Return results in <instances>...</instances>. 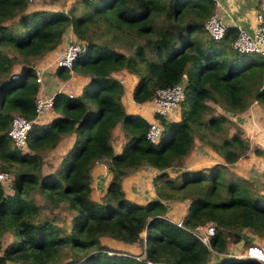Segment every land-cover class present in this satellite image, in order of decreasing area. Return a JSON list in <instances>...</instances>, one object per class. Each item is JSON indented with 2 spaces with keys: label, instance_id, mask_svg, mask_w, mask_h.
I'll return each mask as SVG.
<instances>
[{
  "label": "trees",
  "instance_id": "obj_1",
  "mask_svg": "<svg viewBox=\"0 0 264 264\" xmlns=\"http://www.w3.org/2000/svg\"><path fill=\"white\" fill-rule=\"evenodd\" d=\"M74 3V4H73ZM67 10L27 11V0H0V170L12 174L10 188L0 185V237L11 240L1 249L0 264H262L245 258L218 256L238 243L243 230L264 239V194L241 177L226 176L246 151L238 129L228 134L230 121L215 114L242 112L251 102L264 109V58L230 47L236 29L227 26L220 40L203 34V23L214 12L212 0H74ZM264 25V15L262 17ZM70 27L86 49L72 71L86 78L77 96L56 92L44 124H32L23 149L7 136L12 115L34 116L39 86L30 61L55 49ZM97 31V33H95ZM123 42V50L94 41ZM11 54V55H9ZM25 67L14 72V64ZM118 70L137 76L132 90L136 103L150 101L158 88L183 83L180 119L159 117L162 132L155 143L145 139L148 123L126 113ZM55 76L68 77L56 68ZM119 127L123 143L113 152L111 136ZM71 147L49 174H42V154L60 139ZM194 137L223 160L201 170H184L175 178L166 170L187 156ZM107 160L111 173L103 199L92 194L91 168ZM148 166L156 170L155 198L138 203L126 198L120 181ZM36 191L46 205L60 203L71 211L67 226L27 197ZM187 201L183 228L166 218L167 201ZM211 226L213 254L192 231ZM143 234V236H142ZM107 238L137 244L138 255L103 243ZM112 254H109V253ZM264 264V263H263Z\"/></svg>",
  "mask_w": 264,
  "mask_h": 264
},
{
  "label": "rangeland",
  "instance_id": "obj_2",
  "mask_svg": "<svg viewBox=\"0 0 264 264\" xmlns=\"http://www.w3.org/2000/svg\"><path fill=\"white\" fill-rule=\"evenodd\" d=\"M250 3V8L252 10V14L255 12H264V0H248ZM74 0H32L29 2V6L27 7L26 12H30L32 10L36 9H49V10H67ZM74 4V3H73ZM219 5L218 0H217V6ZM247 5V3L245 4ZM216 6V8H217ZM215 8V11H216ZM251 14H247V16H250ZM67 31H71V28L68 27L66 29ZM203 31V30H202ZM72 32V31H71ZM97 33V31H95ZM203 34L206 36V34L203 31ZM94 41L97 43H105L109 45L110 47L114 48L115 50H123V42H111L110 44L107 42L109 40L108 35H103L102 37L95 34L94 35ZM56 50V48L54 49ZM53 50V51H54ZM52 52V50H50ZM48 51L46 53H43L40 57L32 58L30 61L31 65H35L38 62H41L43 58H48L51 56V52ZM11 55V54H9ZM50 58V57H49ZM37 66V65H36ZM14 72L10 73L8 76L11 74L15 73L17 74V71L22 70L25 65L23 64H14ZM125 72V71H123ZM129 73V72H128ZM124 74L125 77L130 76L132 78L133 76V87L135 86L137 82V76L135 74ZM252 103V102H251ZM250 103V104H251ZM249 104V105H250ZM180 105V104H179ZM179 105L176 109L178 114H180ZM249 105L247 106L246 109L243 110V112L237 113L234 116L231 114H226L220 107L215 106V114H220L224 115L228 118L230 121V125L227 129L228 134H233L235 133V130L238 129L241 133V138L244 140V143L246 144V151L243 153L242 156H240L232 165H226L227 168V173L225 174L228 176V174L232 176H239L242 179L246 180L248 184L254 183L256 186L262 185V188L260 189L259 192L264 194V109L263 107L255 103V105L251 108V112L249 111ZM127 113H133V110H128ZM135 114V113H133ZM196 137H194L195 139ZM62 139H60L61 141ZM71 140V139H69ZM69 140H66L69 141ZM115 141V140H114ZM64 142L61 146H56L54 149H51L45 153L42 154V169L41 173L44 174H49L51 173L57 166V163L61 160L62 156L66 153V151L69 148H65V143ZM72 142V140H71ZM64 149V150H63ZM67 149V150H66ZM102 163L103 166L102 169L103 171H106L100 175H97L95 179L92 178V188L93 192L90 194V198L94 201H101L104 196V189L106 186V179H109L110 174L108 169L106 168V164L104 162ZM223 164V160L218 154H216L208 145H206L203 141L201 140H195V143L193 142L192 148L187 154V156L183 157L179 162H176L172 168L169 169V175L171 176L170 178H175L177 175H179L182 171L184 170H201L202 168H209L213 166L214 164ZM108 165V162H107ZM134 172V171H131ZM130 172V173H131ZM138 173V172H137ZM174 174V175H173ZM144 176V175H143ZM142 176V178H144ZM153 176V175H152ZM141 178V179H142ZM138 179V178H136ZM141 179H138V184H136L133 189H135L138 185L140 189H143L145 184L144 182L141 181ZM129 182V181H127ZM124 188L129 191L128 186L124 185L126 182H122ZM135 184V183H133ZM5 190L4 193H6L7 188L3 187ZM132 198L136 199L138 198L137 195L129 193ZM27 197L31 198L35 204L39 205L41 207V212H46L49 213L53 212L54 217L56 218V222L60 225H65L67 226L69 223V218L71 211H68L67 208H65L64 203H60L56 207H50L46 205V201L44 198L41 196L39 197V194L36 191H28ZM149 194H145L143 196H139V199L144 200L149 198ZM186 203L187 201L184 200ZM180 203L179 201H175V203ZM184 203V202H183ZM170 206V205H169ZM248 234H252L250 241V244H260L262 245V248L264 249V239L258 237L256 234L253 232H250L248 230ZM240 235L243 236L244 233L243 231L240 232ZM248 235H246L247 238ZM11 240V236L9 233H5L0 237V252L1 249ZM262 243H261V242ZM103 243L112 246V248L118 249L119 246L118 244H115L111 241H107L106 239L102 240ZM126 253H128L127 250L124 249ZM109 254H112L111 252ZM244 254V253H242ZM128 255H130L128 253Z\"/></svg>",
  "mask_w": 264,
  "mask_h": 264
},
{
  "label": "crops",
  "instance_id": "obj_3",
  "mask_svg": "<svg viewBox=\"0 0 264 264\" xmlns=\"http://www.w3.org/2000/svg\"><path fill=\"white\" fill-rule=\"evenodd\" d=\"M254 1V0H252ZM219 5L216 8V11L223 15L224 23L227 26H233V24L241 26L243 29H245L247 32L251 31L255 25H256V15L261 14L264 15V12H255L252 14V10L250 8V3L248 0H218ZM247 3V5H245ZM247 14H251L250 16H247ZM72 37L76 39L71 31L64 32L62 35L61 41L59 45L56 47V50H52L51 56L48 58H43L41 62H38L35 64V66H39L44 69L43 71V77H42V84L39 86L38 94L44 95V96H53L56 92H61L65 94H72L73 96H77L81 90L82 85L85 83L86 78L84 76H81L80 74H76L75 72H71L68 74L67 79L61 80L58 77L55 76V69L53 67V61L55 57V52L59 51L67 41L68 37ZM16 71V70H14ZM125 71V72H123ZM124 74L130 75L126 70H118L114 72L112 75L114 78H116L123 86V93L121 97V103L122 106L127 113L128 110H133V113L138 114L142 118L146 120V122L151 121L154 116L152 112V105L150 101L142 102V103H136L132 100V90H133V76L130 78V76L125 77ZM64 82H67L68 85L64 86ZM255 104L251 103L249 105V111L251 112V108ZM180 110V107L178 108ZM243 112V111H242ZM237 114V113H236ZM56 113L52 111L51 109L44 111L34 122V124H44L48 122L52 117H54ZM167 121H178L180 119V114L176 110H174L171 115L169 114V117L165 118ZM111 146L113 148L114 153H118L121 150L122 143H123V135L121 133V130L119 127L114 128L112 136H111ZM62 140L58 143L57 146H61L66 140L73 139L71 137H63ZM194 139V143L195 140ZM71 140L67 141L65 143V148H70L72 145ZM115 140V141H114ZM198 140V139H197ZM64 150V149H63ZM67 150V149H66ZM100 162H104L106 164V168L108 169L107 160H103ZM103 164L96 162L92 165L90 174H91V184H92V178L95 179L97 175H100L106 171H103L102 167ZM109 171V170H108ZM169 169L166 170L167 174L169 175ZM138 172V173H137ZM110 177L111 173L109 171ZM144 175V176H143ZM153 175V176H152ZM156 175V170L148 167V166H141L138 169L134 170V172H129L126 175H124L120 181L121 188L124 192V195L127 199L136 201L138 203H145L148 200H152L155 198V192L153 187V177ZM174 175V174H173ZM142 176L144 178H142ZM106 179V185L110 180ZM141 179L142 182H144L145 186L143 189L139 188V185L133 189V187L138 184V179ZM129 181V182H127ZM122 182H126L128 186V190H126L122 184ZM135 183V184H133ZM92 186V185H91ZM106 187V186H105ZM105 190V189H104ZM92 188V192H93ZM129 193L135 194L138 196V198L134 199L132 196L129 195ZM145 194H149V198L141 200L139 199V196H143ZM184 202V203H183ZM166 205V218L176 223L177 221L181 220L182 217L185 214L186 211V205L187 203L185 201H182L180 203H175V200L167 201L165 203ZM170 205V206H169ZM244 238H242L238 243H229L226 247V251L218 256L217 260L221 256L225 257H236V258H243L242 253H245V250L248 246H256L264 251L262 248V245L260 244H250L251 235L248 234L249 232L246 230H243ZM246 235L247 238H246ZM143 236V234H142ZM106 239L107 241H111L115 244H118L120 250L124 251L127 250L129 254L138 255L141 252L140 246L137 244H122L116 241L109 240L107 238H101ZM101 240V241H102ZM261 242V241H260ZM262 243V242H261ZM112 247V246H111ZM116 249V248H115ZM125 252V251H124ZM253 260V259H252Z\"/></svg>",
  "mask_w": 264,
  "mask_h": 264
},
{
  "label": "built area",
  "instance_id": "obj_4",
  "mask_svg": "<svg viewBox=\"0 0 264 264\" xmlns=\"http://www.w3.org/2000/svg\"><path fill=\"white\" fill-rule=\"evenodd\" d=\"M31 2L32 0H27ZM214 2L215 8L217 6V0H212ZM256 25L255 27L247 32L241 26L233 24L235 27L236 34L232 40L230 47L232 50L239 53H252L259 57L264 58V25L262 23V15H256ZM227 25L224 23L223 15L219 14L217 11L214 12L205 20L203 23L204 33L212 40H220L225 34ZM86 49V44L84 41L76 40L72 37H68L64 46L57 52H55V57L53 61V67L65 68L68 70V74L72 72V63L74 59ZM34 70V80L40 86L42 84V77L44 69L32 65ZM14 75H11L13 77ZM64 86L68 83L64 82ZM183 83L178 82L172 86L158 88L154 91V94L150 100L152 105V112L154 118L147 122L148 126L145 131V139L150 143L157 142L161 132L162 126L159 123L158 118L169 117V114L177 109L179 103L183 99ZM69 97L72 94H67ZM52 106V96H44L36 94L34 98V116L31 119H26L20 115L14 114L11 116L9 125L7 128V136L10 138L13 145L17 148L23 149L26 146V140L28 132L31 125L35 120L46 110H49ZM12 180V174L0 170V185L6 187L7 190L10 188ZM183 219V217H182ZM182 219L177 221L175 224L184 229L182 224ZM214 233L211 226H196L192 231V234L204 244L213 254L214 251L211 250L209 246V238ZM243 258L254 259L260 263H264V251L256 246H248L245 253L242 254ZM146 264H151V262H146Z\"/></svg>",
  "mask_w": 264,
  "mask_h": 264
},
{
  "label": "clouds",
  "instance_id": "obj_5",
  "mask_svg": "<svg viewBox=\"0 0 264 264\" xmlns=\"http://www.w3.org/2000/svg\"><path fill=\"white\" fill-rule=\"evenodd\" d=\"M263 17V16H262ZM253 104H255V102H252ZM245 259H250V258H245ZM254 260V259H253ZM256 261V260H255Z\"/></svg>",
  "mask_w": 264,
  "mask_h": 264
}]
</instances>
